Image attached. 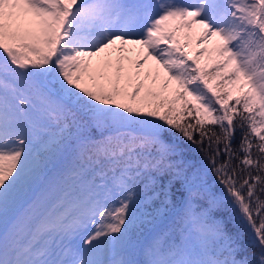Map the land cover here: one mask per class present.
Instances as JSON below:
<instances>
[{
	"label": "snow or ice",
	"instance_id": "6c2138e0",
	"mask_svg": "<svg viewBox=\"0 0 264 264\" xmlns=\"http://www.w3.org/2000/svg\"><path fill=\"white\" fill-rule=\"evenodd\" d=\"M0 264H264V0H0Z\"/></svg>",
	"mask_w": 264,
	"mask_h": 264
},
{
	"label": "rangeland",
	"instance_id": "374dc122",
	"mask_svg": "<svg viewBox=\"0 0 264 264\" xmlns=\"http://www.w3.org/2000/svg\"><path fill=\"white\" fill-rule=\"evenodd\" d=\"M183 0H180L178 2H181L182 3ZM237 136L239 137V133H237ZM203 158L201 155L199 154H196L194 155L193 153H188L187 154V160L191 161L192 164H197L198 165V162L201 161ZM205 164L207 163L206 161L204 162ZM209 176H211V172L209 174Z\"/></svg>",
	"mask_w": 264,
	"mask_h": 264
},
{
	"label": "trees",
	"instance_id": "16d2710c",
	"mask_svg": "<svg viewBox=\"0 0 264 264\" xmlns=\"http://www.w3.org/2000/svg\"><path fill=\"white\" fill-rule=\"evenodd\" d=\"M237 138H238V136H237ZM194 155H196V153H193ZM189 161V160H188ZM190 163H191V161H189ZM209 174H210V172H209ZM211 176H212V174H211Z\"/></svg>",
	"mask_w": 264,
	"mask_h": 264
}]
</instances>
